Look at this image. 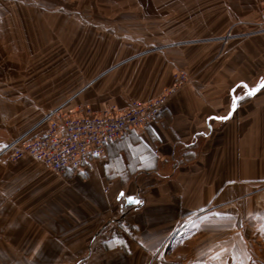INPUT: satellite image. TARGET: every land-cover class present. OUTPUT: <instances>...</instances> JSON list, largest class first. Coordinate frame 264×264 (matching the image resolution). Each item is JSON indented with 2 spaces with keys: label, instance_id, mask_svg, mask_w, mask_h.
<instances>
[{
  "label": "crops",
  "instance_id": "obj_1",
  "mask_svg": "<svg viewBox=\"0 0 264 264\" xmlns=\"http://www.w3.org/2000/svg\"><path fill=\"white\" fill-rule=\"evenodd\" d=\"M263 3L0 0V264H225V243L264 239V89L248 95L264 78ZM41 57L72 74L75 96H39ZM178 72L188 80L155 121L89 172L1 153L35 134L47 102L124 109Z\"/></svg>",
  "mask_w": 264,
  "mask_h": 264
},
{
  "label": "built area",
  "instance_id": "obj_2",
  "mask_svg": "<svg viewBox=\"0 0 264 264\" xmlns=\"http://www.w3.org/2000/svg\"><path fill=\"white\" fill-rule=\"evenodd\" d=\"M260 14L264 19V3ZM235 37L230 30L225 43ZM174 79L173 88L165 93L146 101L133 99L124 109L111 105L96 111L89 104L72 105V100H67L44 114L34 128L33 136L25 134L14 139L1 153L11 161L29 156L56 173L67 170L89 172L106 156L110 143L123 138L131 130H143L152 124L164 109L169 95L176 86L188 80V75L178 72ZM181 232L173 235L171 245L178 243Z\"/></svg>",
  "mask_w": 264,
  "mask_h": 264
},
{
  "label": "rangeland",
  "instance_id": "obj_3",
  "mask_svg": "<svg viewBox=\"0 0 264 264\" xmlns=\"http://www.w3.org/2000/svg\"><path fill=\"white\" fill-rule=\"evenodd\" d=\"M24 1L34 2L35 0H24ZM42 1L47 2L48 0H42ZM231 43H233V41H229L227 45ZM51 60L52 58H50V60H47V58L45 57L39 58V61H38L39 72L36 74L37 82L39 83L38 94L39 96L44 95L43 97H46V96L50 97V100L54 99L55 101H58V100L65 101L67 98L75 96L79 90L77 88H71L70 85L69 86L67 85L68 80L72 78V74L58 73V72L52 71L53 66L56 64L53 65V62L51 64L50 63ZM82 104H85V103H82ZM56 106L58 105H51V104H48V102L47 104L44 105L46 111ZM187 231H189V229H187L186 232ZM176 232L178 233V231ZM182 234L183 232L179 234L180 237L178 235L179 241L185 236V234L183 235ZM173 235L171 236V238H173ZM227 235H228V232H227V229H225V237ZM257 235L258 234L256 233L253 234L254 240L252 239L253 241H250L251 246L247 247L246 249L242 248L241 250H239V249L231 248V247L228 248V246L231 244L225 243V264H239V259L242 256H244L246 259L244 264H264V239L260 238L262 241H260V239L258 240ZM261 236L264 238V234ZM171 238H170V241H171Z\"/></svg>",
  "mask_w": 264,
  "mask_h": 264
},
{
  "label": "snow or ice",
  "instance_id": "obj_4",
  "mask_svg": "<svg viewBox=\"0 0 264 264\" xmlns=\"http://www.w3.org/2000/svg\"><path fill=\"white\" fill-rule=\"evenodd\" d=\"M245 87H247L245 85ZM260 89H264V78H262L259 82V84H257L255 87H251L248 91V95H254L257 91H259ZM243 97L241 96H235L232 100V108L235 109V107L238 105V103L240 102V100ZM227 117H217V119H226ZM123 195V194H122ZM129 201H134L139 203V201L135 200V197H128Z\"/></svg>",
  "mask_w": 264,
  "mask_h": 264
},
{
  "label": "water",
  "instance_id": "obj_5",
  "mask_svg": "<svg viewBox=\"0 0 264 264\" xmlns=\"http://www.w3.org/2000/svg\"><path fill=\"white\" fill-rule=\"evenodd\" d=\"M128 197H135V196L130 195V196L125 197V200H126V204H127V205H130V204H139V203L134 202V201H129ZM135 200L140 202V199L137 198V197H135Z\"/></svg>",
  "mask_w": 264,
  "mask_h": 264
},
{
  "label": "trees",
  "instance_id": "obj_6",
  "mask_svg": "<svg viewBox=\"0 0 264 264\" xmlns=\"http://www.w3.org/2000/svg\"><path fill=\"white\" fill-rule=\"evenodd\" d=\"M159 116V115H158Z\"/></svg>",
  "mask_w": 264,
  "mask_h": 264
}]
</instances>
